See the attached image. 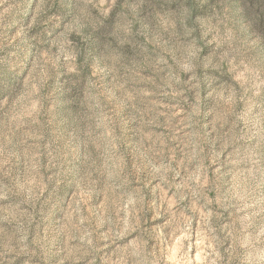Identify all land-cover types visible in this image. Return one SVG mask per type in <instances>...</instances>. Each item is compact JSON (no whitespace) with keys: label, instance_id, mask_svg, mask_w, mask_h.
<instances>
[{"label":"clouds","instance_id":"9594fccd","mask_svg":"<svg viewBox=\"0 0 264 264\" xmlns=\"http://www.w3.org/2000/svg\"><path fill=\"white\" fill-rule=\"evenodd\" d=\"M42 119L59 133L50 175L39 145L16 139ZM177 168L186 192L173 193L175 210L157 206L152 194L177 187ZM82 191L95 197L100 223L73 224L78 245L68 257L61 216ZM212 191L234 209L223 240L214 214L198 207L213 203ZM10 197L37 221L33 235L0 226V264H97L109 247L101 241L126 233L136 235L124 254L99 264H149L150 241L172 244L159 229L190 239L194 219L207 264H264V0H0V199Z\"/></svg>","mask_w":264,"mask_h":264},{"label":"rangeland","instance_id":"374dc122","mask_svg":"<svg viewBox=\"0 0 264 264\" xmlns=\"http://www.w3.org/2000/svg\"><path fill=\"white\" fill-rule=\"evenodd\" d=\"M163 119V118H161ZM174 123H178L174 121ZM159 131H164L166 134L169 131L168 129H161ZM228 127L220 130V135L223 137L225 133H227ZM56 134V143L59 144V133L56 129L52 128L51 126L45 127L44 120L42 119L39 126H33L31 128L25 126L22 130L20 136L16 139H24L27 137L28 144H38V159H39V166L40 171L42 174L47 173L50 175L48 170V151L51 149L52 146V139L53 134ZM38 138V139H37ZM16 141L14 140V143ZM177 142H173L172 146L175 147ZM180 148H183V145H180ZM205 152L208 151V146H204ZM219 150V147H217ZM230 151V150H229ZM183 153L177 149V160L182 159ZM228 159V153L225 152L221 155L220 160L226 164ZM220 166L221 170L224 171L225 168L223 164L221 165H214V167ZM173 167H176L174 162ZM178 171L181 172L180 175H175V173H169L170 181L176 185L177 187H173L169 189L168 187L161 185L160 188L156 189V191L152 194L153 199L156 201L157 206L163 203L164 208L172 207L173 210L177 207L173 203L175 197L173 193H184L186 189L179 188L178 186L181 184L184 173L183 170L177 168ZM242 170V169H241ZM212 174V170L209 171V175ZM174 177V179H173ZM229 183L225 184L223 182L218 184L219 193L223 196L228 192L229 187L231 186L232 182V174L229 173L227 177H225ZM156 183V182H154ZM75 199H70L67 204L64 205L63 213L61 216V224L65 226V232L63 233V254L68 257H73L75 253V249L78 245V241L73 239V224L79 221V218L82 216H87L89 221L92 223L93 226L100 223V217L96 215L94 211V204L93 201L95 197L93 196L92 199H88L85 192H79L73 194ZM210 199L213 200V203L208 205L206 208L203 207L204 201L201 200L198 207L200 208V212L202 213H213L212 217H209V223H213V226L216 229V236L217 239L223 240L224 236L226 235V230L221 231L224 229V225L231 223V215L230 213L234 211V209L228 208H221L218 204L215 203L217 197V191H212L208 193ZM147 199V194H146ZM188 200L185 199L183 203L185 205L188 204ZM225 204L228 202L225 200ZM187 215V213H185ZM242 214V213H241ZM169 217L160 216L158 217L157 223L158 225H163L166 223ZM37 217L34 209L30 207L28 204L21 203V198L19 197H10L8 199H0V226L6 227L9 229H13L16 227L26 228L30 235L34 234V226L36 224ZM109 227L108 223H104L101 228L98 229L97 233L93 234V237L97 234H101L107 232ZM197 220H193L191 224V238L190 239H180L177 241V238L181 236L180 232H175V236H173V232L175 229L173 227L167 228H160L159 230L165 233L164 239L165 240H172V244H163L161 245L158 241L152 240L149 242L150 248L149 250H155L156 255L151 258L149 264H164V261H159L158 258L160 256V248L163 247L166 253V264H207V261L203 257L202 248L203 245L198 242V238L196 236V231L198 229ZM115 230V229H113ZM136 233H132L131 235L125 234L122 236L115 244H112L110 241H101V244L108 243V248H102V250L98 253V260L97 264H99V257L104 256L107 253L108 256H112L114 261L117 260V256L113 255V253H117V255L124 254L120 250L125 249L126 243L132 242L133 238L135 237ZM207 235V233H205ZM205 243L207 241L205 240ZM221 252L223 253V248H221ZM45 264H48L45 261ZM62 264H82L81 261H76L72 258L63 260ZM119 264V262H118Z\"/></svg>","mask_w":264,"mask_h":264}]
</instances>
